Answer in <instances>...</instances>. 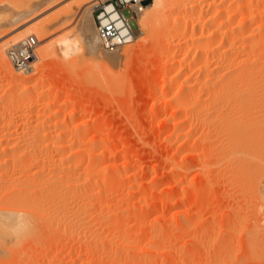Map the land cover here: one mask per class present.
Listing matches in <instances>:
<instances>
[{
    "label": "rangeland",
    "instance_id": "374dc122",
    "mask_svg": "<svg viewBox=\"0 0 264 264\" xmlns=\"http://www.w3.org/2000/svg\"><path fill=\"white\" fill-rule=\"evenodd\" d=\"M38 1L40 0H7L4 6L0 8V32H4L2 36L0 35V44L7 43V51L13 45L14 40L20 36L19 34L26 33L33 26L35 27L42 22L45 27L44 34L41 33L38 36L37 33H34L38 40L35 54L43 52L45 56L43 62L36 64V67H38L35 72L37 79L33 81V84L31 83L33 86L31 90H27L24 86H17L16 82L18 81L16 78L21 75L19 71L15 72L16 78H11L4 73L0 64V97L2 96L0 98V109L11 113L17 110L21 113L19 114L20 120L16 124L20 125L16 126L15 129V126L11 127L13 125H10V131L13 133L9 130L6 131L9 136H5L6 139L4 136H0V143L4 144L6 140L10 141L13 136L10 142L12 145L17 144L20 147L21 143L29 142L33 137L35 139L36 136L41 139L45 138L46 141L42 140L45 142L43 145L45 146L50 142L51 146L48 148L47 144L49 154L46 159L49 162L47 161L46 166L48 167L43 166L44 168L41 170L45 169V173L50 170L52 175L56 172L55 169L53 170L55 168L53 162L54 159L57 160L54 151L57 145L60 147L59 144L63 142L62 145L67 146L65 149L68 154L70 151L79 154L84 150L85 153L83 152V154L86 155L87 153L88 155L82 156L83 158L81 155H77L82 159L89 158L85 161L82 160L83 165L86 168L88 166L93 175L95 172H99L106 174V178H108L96 184L94 189L91 185L90 195L92 197L89 196L94 200L90 199L88 210L92 212L95 210L98 214L101 211L104 221H98V226L103 227H99L102 230L99 231L103 236L108 235L106 237L113 240L109 242L110 244H107L108 246H100L99 251L94 247L90 249L91 246L85 250L86 247L82 244L85 241L83 242V239L81 237L80 239L74 232H69L70 230L66 228L67 226L63 222L61 226L62 220L59 216L65 213L62 209H75L78 207L76 204L78 205L79 202L81 204V201L83 202V199H85L83 196L77 195L80 201L78 200L76 203V200H73L76 204L70 201L72 203V206L69 204L70 202L68 203L70 208L68 206L64 207L63 202H56V200L54 202L56 206L52 205L50 207L55 209H48L49 219L47 218L46 221V218L34 217L36 223L34 233L29 238L23 239L13 251V248L5 250L10 251V254L6 252L5 260L0 258V263L89 264L93 262L92 264H94L97 262V264H100L106 260L108 262L103 264H118L119 261L120 264L125 261L128 264L129 262L131 264H264V193L262 192L264 186V131L260 133V136L258 133H254V129L247 130L249 134L251 133V136L247 134V138L241 134L244 131L242 132L240 128V134L245 137V139L242 137V140L246 143L250 141V144L248 143L249 148L246 145V147L240 149L245 145V142L240 140L244 144L239 141L240 144L237 145L238 138L234 135L237 142L233 144L238 148L235 147L231 143L232 138L229 136V130V134L226 133L227 129L222 130L225 131L224 136L220 131L221 128H219L220 130L215 129L214 132H208L206 123L213 120V117L207 118L208 121L205 116L201 117L199 120H203L197 125L195 120H193L194 123L190 121L179 125L180 121L178 123L174 119L179 117L178 112L173 111L170 100H168L177 95V89L175 88L176 92L172 89V94L168 93L170 92L168 77L171 76L169 65L172 64L171 61L178 57V55L176 56L177 52L183 56L182 53L189 50L190 45L187 44L188 47H185V44L182 45L183 49H178L180 51L175 50V55L172 48L168 47L167 49L165 47L168 50L166 53L168 56H165V58L160 53L165 48L161 40L155 37L162 34L164 31L163 25L158 26L154 23L147 28L148 30L146 29L147 31L143 30L137 38H134L133 42L116 49L113 53H106L102 51L99 43L97 50L92 47L90 49V35L82 31V27H80L86 22L89 33L95 32V30H91L90 22H88L89 9H77L71 19L65 22L56 19V15L60 14L65 6H68V3L71 5L75 1L61 0L62 2L51 4L52 6L41 5L36 7ZM244 2L247 3V6H251L248 4L249 1ZM256 2L253 5H257L258 8L248 6L249 10L264 9V1L259 0V3ZM33 4L36 9H33V12L31 11V15L26 16L24 19L14 20L18 14L26 13L31 6L33 7ZM235 7L234 5L233 8L235 9ZM248 8L246 9L247 12L249 11ZM247 12L237 11V13H233L231 24L235 25ZM122 13L129 19L134 31H137L136 16L132 10L123 8ZM258 19L254 22L256 23ZM260 20L257 24L264 22V18H260ZM166 22L163 24H172L168 23L170 21ZM238 28L234 29L236 34L251 31L259 32L258 25L253 24L252 26ZM233 34L234 36L238 35ZM63 36L78 39L81 51L70 58H63L58 48L55 47L57 50L48 48L53 45L56 39L58 40ZM224 39L226 38H223L222 41L217 39V44L212 43L214 46L211 45L210 48H213L215 53L226 50L225 44L228 45V43H225V41L227 42L228 39L225 41ZM254 39L255 41L259 39L260 42L264 41L259 36ZM238 41H236V45L237 43L240 44L239 46L248 45L243 40ZM218 44L220 45L218 46ZM216 46H223V48H219L218 52ZM184 48H186V51ZM210 48L209 54L213 52L210 51ZM7 59H9L8 55ZM164 82L166 83L163 85ZM155 85H158L157 87L163 85L161 90L159 87L158 92L160 93L158 95L155 94V87H153ZM65 97H68L66 103L63 102ZM262 98L252 100L251 109L254 106H261L264 112V97ZM163 99L165 102H160ZM235 101L236 103L239 102L238 100ZM235 101L219 100L218 104L222 105L223 103V106L236 105ZM50 105L52 107H49ZM252 111L254 112V110ZM262 114L264 115V113ZM166 115L168 117L171 115L169 118H172L169 119L167 124L162 121L163 117H167ZM10 119L7 122H10ZM9 122L6 124L8 125ZM54 126L55 128H52ZM63 126L66 127L63 129L65 132L62 131ZM181 129L184 130L181 132ZM217 131H220L221 135L215 133ZM18 132L21 133L18 134ZM41 132L43 133L41 134ZM61 132L63 135L59 143L57 133L60 135ZM31 134L35 136L32 137ZM78 136L83 138V143L80 140L79 142H75L77 141L75 140L73 143L72 140L76 139L75 137L78 138ZM239 137L241 136L239 135ZM99 139L103 140V145L98 143ZM32 140L30 142L35 141ZM96 141L97 143L94 145ZM87 144L90 146L88 147ZM2 145H0L1 148H3ZM44 146L43 148L46 147ZM51 149L52 153L49 152ZM237 150H242L241 153L238 151L239 156L236 154ZM246 152H250L248 158H244L248 156L245 154ZM235 154L239 158L243 154L240 159L244 158L245 161L238 162L239 158L235 160L234 158L237 157ZM68 157L67 154L63 155L64 163L67 162V159L71 161ZM78 157H76L77 160ZM232 157L233 159H231ZM95 158L96 160H94ZM72 159L75 160V158ZM21 169H18V172L17 170L12 171L10 168L7 169V172L10 171L14 177L22 178V180L25 178L24 176L29 179L36 173V168L33 166ZM1 172L5 176V170ZM1 172L0 174H2ZM51 174L49 176H52ZM124 177L125 179H123ZM37 183H34L35 187L32 186L36 191L40 190ZM91 183L94 185V182L91 181ZM5 188L0 187V200H7L19 189L10 187L9 191V187ZM99 189H103L101 191L104 193L103 196H101V193L97 198L98 194L95 193ZM175 199H179V203L176 202L178 204L174 203ZM64 227L67 231L64 230ZM57 228L61 229L58 230ZM109 231L112 233L110 234ZM64 232L68 234H64ZM81 247L82 252L80 251ZM73 249L79 250L80 253L70 257L71 255L68 252ZM84 250L85 252H83ZM5 251H2V253H5ZM102 251L103 253H100ZM87 252L89 255H87ZM58 254L62 255L60 261L57 258ZM98 259L100 260L97 261Z\"/></svg>",
    "mask_w": 264,
    "mask_h": 264
},
{
    "label": "bare ground",
    "instance_id": "6f19581e",
    "mask_svg": "<svg viewBox=\"0 0 264 264\" xmlns=\"http://www.w3.org/2000/svg\"><path fill=\"white\" fill-rule=\"evenodd\" d=\"M6 1L7 0H0V8L4 6V3H6ZM59 1H61V0H40V1H38V4L36 3L37 5H35V6L36 7L41 6V5L47 6V5H51V4H54V3L59 2ZM73 1H75V3L71 4V5H69V3H68V6L67 7L65 6V9H63L61 13L59 12L60 14L56 15V19H60L61 21L66 22V21H69L71 19L72 15H74V13H75V11H77V9H80V8L89 9V13H88V19L89 20L88 19L87 20H88V22H90L89 24H90L91 30L92 31L95 30V32H92L91 34L89 33V31L86 28V25H87L86 22H85V24H83V26L81 25L80 27H82L81 28L82 31H84L85 33H88L90 35V42H89L90 49L92 47L93 49L97 50V45H98V43L100 44V40L97 37L98 34L96 32L94 16L92 15V0H73ZM244 1H246V0H151L150 2L145 4L139 11L134 9V13L136 16V23L138 26L137 31H133L134 38H137L143 30H146L149 26L156 23L158 26L163 25V27H164L163 28L164 31L161 29L163 31L162 34L158 35V37L155 36L156 38H159L161 40L164 48L165 47L167 49H168V47L172 48L173 49L172 51L174 53L175 50L183 49L181 47L182 45L185 44L186 45L185 47H188L190 45L189 50L186 51V48H184V50L186 51V52H184L185 54L181 52L183 54V56H181L180 53L176 51L177 52L176 56L178 55V57L177 58L175 57L176 59L174 58L175 60H173V61H171L172 59L170 60L172 62V64L169 65L170 66L169 69L171 70V74H170V72H169V74L171 76L168 77V80H169L168 85H169V89H170L169 90L170 92H168V93L172 94L171 90L175 88V89H177V95H174L175 97L172 99H168V98H166V99L170 100V103H171L170 106H171V108H173V111L178 112L179 117L178 116L177 117L179 119L178 118H174V119H176V121H178V123L180 121L179 125L180 124H186L187 122H190V121H192L193 123L196 121L195 124L197 125V123L202 122L203 119L199 120L201 117L205 116L206 119L213 117L214 118L213 120L206 123V129H208V132L209 131L214 132L215 129L217 130V129L221 128V130L220 129L219 130L222 132V136H224L223 133L225 131H222V130L227 129L226 133L229 134V132H230L229 136H230V138H232V141H231L232 144L237 142L236 138H238V142H237L238 144L237 145L240 144V142H241L240 140H242L243 138L244 139H245V137L248 138V135L251 136L250 135L251 133L249 134V131L247 132V130H250V129L253 130L254 129L253 130L254 133H256V134L258 133L260 136H261L260 133H262V131H264V118H263L264 115L262 114V113H264L263 109H261V106H256V107L254 106L251 109V106H250L252 100L264 97V86H262V84H264V41L260 42L261 40L257 39V36L264 39V36H263V34H264V30H263L264 29V22L257 24V22H258V20H260V18L261 19L264 18V9L256 10V11H253L251 9L252 10L251 11V10H249L250 8H248L249 5L247 6L246 5L247 3ZM247 1H249L248 4H250L251 6L257 7V5H253V4H255L256 0L255 1L247 0ZM260 1H264V0H260ZM257 2L259 3V0ZM234 5L236 6L235 9L233 8ZM35 6L33 4V7L32 6H31V8L29 7L30 9H28V11H26V13L18 14V16L14 20L17 21L20 19H24L26 16L31 15V13L33 12V9H36ZM251 6H249V7H251ZM246 7L248 8L249 13L247 12ZM237 11L243 12V13L247 12V13L244 14V16L241 17L236 24L234 23L235 25H233V24H231L232 20H233L232 14L235 12L237 13ZM51 18H53V17H51ZM49 19H50V17H49ZM256 19H258V20L255 23L254 21ZM12 21H13V19H12ZM166 21L167 22L170 21L168 23H172V24L171 25L163 24ZM260 21L262 22V20H260ZM42 23L41 24L37 23L38 25H36L35 27L33 26L32 29H30L26 33L19 34L20 36H18L17 38L15 37L16 39L14 40V42L11 40L12 39L11 38L10 40L13 42V45H15L20 38L27 36L29 34L37 33L38 36H40L41 33L44 34L43 31L45 32V30H44L45 27L43 26ZM252 24L258 25V31L259 32H257V31L256 32H252V31L251 32H240L239 34L237 33L238 35L236 34V32H234L235 28H238V27L244 28V26H252ZM3 27H5V26H3ZM233 33H235L237 36H234ZM3 34H4V32H0L1 36ZM219 38H221V40H219ZM223 38H226V39H224V41L228 39L227 42L225 41V43H228V45L225 44L226 50H224V51L220 50V52H221L220 53L219 48L222 49L223 46H221V47L216 46V48L218 49V52L220 54L215 53L213 51L214 49L210 48V47H212L211 45H213L214 43L217 44V39H218V41H222ZM254 38H256L258 41L256 40L257 41L256 42ZM215 40H216V42H214ZM238 40H240V41L243 40V42H247L248 45H246L245 43H243V44H245L246 46L245 45L239 46L240 45L239 43H237V45H236L235 43H236V41L239 42ZM187 44H188V46H187ZM9 45H10V42H9ZM37 45H38V43H37ZM219 45L220 44H218V46ZM100 46H101V44H100ZM141 46H142V44H141ZM7 47H8L7 43L0 44V64L3 67L2 69L4 70V73L11 78H16L15 72L19 71V73L21 75H20V77L18 75V78H16L18 81V82H16L18 84L17 86L18 87L24 86L27 90H31V88L33 87L32 86L33 81L37 79L35 72L38 70V69L36 70V68H38V67H36V64L41 63V61L43 62L45 55L43 54V52L42 53L38 52V54H35V49H36V47H35L33 57H32L31 61L29 62V65H28L29 67L27 69L24 68V69L15 70L14 67L10 64V62H9L10 60L7 59V55H8L7 50H6ZM55 47L58 48V51L63 58H70V57H72V55L74 56V54H77L81 51V45H80L79 40L72 38V37H69V36H67V37L63 36L61 38H58V40L56 39V41L53 43V45H50L48 48L52 50V48H55ZM56 48L54 50H57ZM87 48H88V46H87ZM209 48H210V51H213L215 53V55L213 52H210L211 54L208 53ZM216 48H215V50H216ZM49 49H48V51H50ZM101 49H102V51H104L106 53H113L114 52V51L113 52L105 51L102 48V46H101ZM165 49H163V51L162 50L160 51V53L164 57L168 56V55H166L168 50L167 49L165 50ZM169 50H171V49H169ZM178 51H180V50H178ZM216 54H218V55H216ZM174 55H175V53H174ZM11 80H10V82H11ZM13 82H14V80H13ZM165 83L166 82H164L163 85ZM157 86L156 85L153 86V87H155V94L156 95H158V93H160V92H158L160 86L159 87H157ZM161 87H160V90H161ZM175 89H174V91H175ZM163 91H164V89H163ZM166 96H168V95H166ZM0 98H2V96ZM11 99H12V97H11ZM11 99H10V101H11ZM20 99H22V98H20ZM159 99H161V98H159ZM3 100L5 101V99H3ZM8 100H6V101H8ZM67 100H68V97H65L63 99V102L66 103V102H68ZM219 100H224V101H228V102L229 101L231 102V100H234V101L238 100L239 102L236 103V101H235L236 105H228V106L224 105L225 106L224 107L223 103H222V105L218 104ZM17 101H19V100L17 99ZM163 101L165 102L164 99L160 102H163ZM45 102H47V101H45ZM166 102L168 103V101H166ZM17 103H19V102H17ZM256 105H258V104H256ZM47 106H48V104H47ZM49 107H52V106L50 105ZM252 110H254V112ZM73 111H75V110H73ZM157 112H158V110H157ZM176 112H175V114H176ZM73 113H75V112H73ZM255 113H257V115H255ZM19 114H21V113H19L17 110H15L13 113H11L9 111L6 112L4 109L3 110L0 109V136L1 137L2 136H4V137L9 136L7 134L8 130L10 131V128L14 127V126H15L14 129H15L16 126L20 125V124L16 125L17 122L20 120ZM97 114L99 115V113H97ZM169 117H171V115ZM169 117L168 116L163 117L162 121H164L167 124V122L170 119ZM9 118H11V119H10V122L8 121L9 124L7 125L6 123H8L7 120ZM190 119H192V120H190ZM193 120H195V121H193ZM207 121H208V119H207ZM24 124H26V123H24ZM10 125H13V126L10 127ZM21 125H23V124H21ZM47 126H48V124H47ZM179 127H181V126H179ZM52 128H55V126ZM65 128L66 127L62 128V131ZM240 128H241L242 132L244 131L241 134H243L245 137H243V135L240 134V132H241L239 130ZM176 129L179 130L180 128H176ZM203 129H204V127L202 128V130ZM209 129H211V130H209ZM57 130H59V129H57ZM183 130L184 129H181V132ZM228 130H229V132H228ZM245 130L247 133L245 132ZM205 131H207V130H205ZM220 131L219 132L217 131L215 133H220L219 135H221ZM238 131H239V133H238ZM10 132L13 133L12 131H10ZM29 132H31V131H29ZM52 132H54V131H52ZM63 132H65V131H63ZM19 133H21V132H18V134ZM42 133L43 132H41V134ZM47 133H49V132H47ZM178 133H179V131H178ZM227 134H225V135L227 136ZM57 135L59 137V138L57 137V139L59 140V141L58 140L57 141L60 143V139H62L61 136L63 135V133L60 135L57 133ZM234 135L236 136V138L234 137ZM239 135L241 137H239ZM11 136H12V134H11ZM33 136H35V135H32V137ZM64 136H65V133H64ZM64 136H63V138H64ZM67 136H68V134H67ZM80 136H78V138L75 137L76 139L72 140L73 143L75 140H77L75 142H79V140L82 141L83 138L82 137L80 138ZM6 137H5V139H6ZM12 137L11 138L9 137L10 141H11ZM21 137H23V136H21ZM184 137L186 138V136H184ZM221 138H225V137H221ZM25 139H27V138H25ZM30 140H32V141L35 140V141L30 142ZM30 140H29L30 143L29 142L21 143V146H20L21 148L18 147L17 144H16L17 146L15 144L12 145V143L9 140H6L4 144L2 143L3 145L0 143V145H2V147H3V148L0 147V170L1 171L5 170V172H6L5 176H4V174L0 171L2 173V174H0V183H1L0 187H6L5 189H7L9 187V191H10V187L11 188H14V187L19 188L17 190V192L13 193L12 196L9 197L7 200H3V199L0 200V250L5 251V250H9V249L11 250L13 248L12 249V251H13L15 248H17V245L19 246V243L22 242L23 239H25L27 237L29 238V236H31L34 233L35 227H36L34 217L39 216V217H42L43 219L46 218L45 219V221H46L47 218L49 219L48 209L50 207H52V205H55L54 202L56 200H57L56 202H63L64 207L68 206V208H70L68 205V203L70 201L75 203L73 200H76V203L78 202L79 196L77 197V195L83 196L85 199L82 198L83 202L81 201V204H80V202L78 203V205L75 203L76 206H78L75 209H69V210L67 209L68 210L67 211L65 208H63V209L61 208L62 210L65 211V213H62V215L59 216L60 219L62 220L61 226H62V222H63V224L65 226H67L66 228H68V230H70L69 232H74L77 236H79V238L81 237L83 239V242L85 241L84 243H82L86 247V248H84V245H83V248L85 250H87L88 247H90V246H91L90 249H93V247H94V249H98V248L100 249V246H102V247L103 246L105 247V245L108 246L107 244H110L109 242L113 239L106 237L108 235H105V232H104L105 236H103L100 233V231H102L100 229L103 227L98 226V221H104L102 218V215H101V211H100V214H98V213H96L95 210H94V212L88 210L89 201L94 200V199L90 198L92 188L94 189V186L96 184H99V182H101V181L103 182L104 181L103 179H105V180L108 179V178H106L107 175L99 173V172H95L94 169L92 168L93 171L95 172L93 175V173L89 169V167L87 166V168H86V166L83 165L84 162L82 160L85 161V159H87V160L89 159V158L82 159L83 158L82 156L85 155V154H83V152L85 153V151L83 150V152L79 153V154H75L76 152L73 153V151H70L68 154V151L65 149L67 146L66 145L63 146L62 145L63 142L61 141L62 143L59 144L60 147L57 144H55V145H57L55 150H54L55 154L57 155L56 156L57 160L54 159L53 157H51L55 160L53 162L54 163L53 166L55 167V168H53V170L55 169L56 172L52 175L50 170L49 171L47 170L52 175V176H49L50 174L48 172H46V173L44 172L45 169L43 171L41 169L47 165L48 160L46 158H47V155L49 154L47 152L48 151L47 149L49 148V146H51L49 144L50 142L47 143L48 144V148H47V144L45 145L46 146L45 147L43 145V144H45V142L42 141V140H45V138L41 139L39 137L37 138V136H36V139L33 137ZM99 140H98V143L99 144L102 143V145H103L104 144L103 140H100V141ZM181 140H184V139H181ZM242 141H244V140H242ZM244 142H241V143L244 144ZM249 142L250 141H248L247 143L245 142V145L242 146L243 145L242 144V145H240V146H242V148H240V147L239 148L243 149V147H246V145L248 147L250 144ZM54 143H57V142H54ZM82 143H83V141H82ZM96 143H97V141L95 142L94 145H96ZM181 144H183V143H181ZM235 144H233V145L235 146ZM257 144H258V142H257ZM87 145H88V147L90 146L89 144H87ZM43 146L45 148H43ZM57 147H59V149H57ZM235 147H237V146H235ZM43 149H45L46 151H44ZM54 151H53V153H54ZM238 151L239 150L236 151L237 155L239 153H241L242 150L239 151V153H238ZM247 151H249V150L247 149ZM49 152L52 153V149ZM89 152H91V151H89ZM65 153L69 156L68 158H70V160H71V161H69V159H67L66 160L67 162L65 161L66 163H64L63 162L64 160L62 159L63 155H66ZM249 153L246 152L245 154L248 155ZM55 154H54V156H55ZM236 154H235V156H237ZM243 154H242V156H240V158L243 157ZM77 155H81L82 158L80 156H79L80 157L79 158ZM86 155H88V154L86 153ZM91 155H89V156H91ZM249 155L245 156L244 158H246V157L248 158ZM238 156L235 157L234 159L237 160L236 158H239ZM64 157H66V156H64ZM76 157H78V160L76 159ZM72 158H75V160ZM91 158H93V157H91ZM240 158H239V160H237L238 162L239 161H245L244 158L243 159H240ZM231 159H233V157ZM94 160H96V158ZM87 162H89V161H87ZM90 163H91V161H90ZM249 163H250V161H249ZM48 165H49V163H48ZM32 166L36 168V173L34 175H32L31 178H29L30 180L27 179L26 176H24L26 178V180H25V178H23V180H22V178L14 177L13 173H11L10 171L7 172V169H10V168L12 169V171H14V170L18 171V169L20 170L21 168H25V167L27 168V167H32ZM46 167H48V166H46ZM49 167H50V165H49ZM92 167H93V165H92ZM51 168H52V165H51ZM123 179H125V177ZM91 181L94 182V185H93V183H91ZM35 182H38L37 184L39 185L40 190L36 191L35 189L32 188V186L35 185L34 184ZM134 183H135V181H134ZM91 185L93 186L92 188H91ZM263 185H264V179H263ZM137 187H139V186H137ZM101 190H103V189H101ZM101 190L100 189L98 191L95 190L97 192L95 194L96 195L98 194V196H96L97 198L99 197V195L101 193H102L101 196H103L104 192H102ZM135 190H136V188H135ZM109 191H110V189H109ZM262 192L264 193V186L262 188ZM105 193H106V191H105ZM95 194L93 193V195H95ZM188 194H190V193H188ZM4 195H6V194H4ZM74 198H76V199H74ZM4 199H6V198L4 197ZM179 199H175L174 203L178 204ZM96 201H99V200H96ZM71 202L69 204H71V206H72ZM100 202H101V200H100ZM176 202H178V203H176ZM94 203L95 202H93V204ZM60 205H61V203H60ZM94 205H96V204H94ZM58 206H59V204H58ZM73 206H75V205H73ZM53 208L52 209L50 208V209L53 210ZM103 217H105V215H103ZM57 218H58V216H57ZM43 219H42V221H44ZM54 220H55V218H54ZM40 221H41V219H40ZM54 223H55V221H54ZM52 226H53V224H52ZM61 226H59V227H61ZM102 226H104V225L102 224ZM108 226H107V228H108ZM99 227H101V228H99ZM54 228H55V224H54ZM57 229L60 230L61 228H57ZM113 229H114V227H113ZM64 230L67 231L65 229V227H64ZM108 230H107V232H108ZM261 232H263V231H261ZM61 233H63V232H61ZM65 233L66 232H64V234ZM109 233H110V231H109ZM66 234H68V233H66ZM72 235H74V234L72 233ZM262 235H261V237H263ZM110 237H111V235H110ZM113 237H114V235H113ZM82 244H80V245H82ZM74 249H75V246H74ZM74 249L72 251L70 250L68 252L71 255L70 257L80 253L79 250L77 251L78 248L76 250H74ZM99 249H98V251H99ZM103 249H105V248H103ZM106 249H108V248L106 247ZM81 250H82V247H81L80 251ZM85 250L83 252H85ZM2 251L0 252V254L2 253ZM12 251H11V253H12ZM6 252L9 253L10 251H5V253H2L0 255V258H3L5 260L4 256H5ZM100 253H103V251ZM82 254H85V253H82ZM2 255H3V257H2ZM87 255H89V253ZM137 257H138V254H137ZM57 258L60 261L62 258V255L60 254ZM111 258L114 259L115 256H114V258L113 257H111ZM4 260H1V261H4ZM99 260L100 259H98L97 261H99ZM124 260H126V259H124ZM101 261H102V259H101ZM104 262L107 263L108 261L105 260V261H103V263ZM92 263H89V264H92ZM103 263H100V264H103ZM94 264H97V262ZM118 264H120V261ZM121 264H128V263H126V261H125ZM129 264H131V263L129 262Z\"/></svg>",
    "mask_w": 264,
    "mask_h": 264
},
{
    "label": "built area",
    "instance_id": "2783aa9c",
    "mask_svg": "<svg viewBox=\"0 0 264 264\" xmlns=\"http://www.w3.org/2000/svg\"><path fill=\"white\" fill-rule=\"evenodd\" d=\"M151 0H92V15L100 44L105 51L116 49L134 41L129 19L122 13L123 8L140 10ZM137 25V24H136ZM38 41L29 34L8 48L10 64L15 70L28 68Z\"/></svg>",
    "mask_w": 264,
    "mask_h": 264
}]
</instances>
